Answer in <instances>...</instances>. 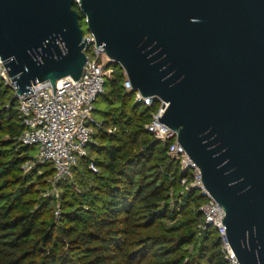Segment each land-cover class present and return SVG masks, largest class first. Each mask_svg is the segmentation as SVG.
Instances as JSON below:
<instances>
[{"label": "water", "instance_id": "95a60500", "mask_svg": "<svg viewBox=\"0 0 264 264\" xmlns=\"http://www.w3.org/2000/svg\"><path fill=\"white\" fill-rule=\"evenodd\" d=\"M82 18L134 92L167 105L159 122L224 209L239 263L264 264V0H0L17 96L81 78Z\"/></svg>", "mask_w": 264, "mask_h": 264}, {"label": "trees", "instance_id": "16d2710c", "mask_svg": "<svg viewBox=\"0 0 264 264\" xmlns=\"http://www.w3.org/2000/svg\"><path fill=\"white\" fill-rule=\"evenodd\" d=\"M106 68L112 75L96 104L115 107L72 179L57 186L60 201L46 196L53 164L23 170L32 148L18 142V100L0 78V264H230L218 231L199 228L206 199L184 191L189 173L146 130L160 103L137 104L124 69Z\"/></svg>", "mask_w": 264, "mask_h": 264}, {"label": "built area", "instance_id": "2783aa9c", "mask_svg": "<svg viewBox=\"0 0 264 264\" xmlns=\"http://www.w3.org/2000/svg\"><path fill=\"white\" fill-rule=\"evenodd\" d=\"M84 38L88 43L84 50L87 62L81 78L77 81L72 78L62 79L57 83L55 90L52 84L46 81L33 85L32 93L17 96L4 62L0 58V78L6 86L14 90V97L18 100L23 119V132L18 142L23 147L35 148L38 151L36 158L29 157L23 170L29 173L38 165L53 164L55 174L51 180L52 189L46 196L54 197L58 201L60 192L57 186L62 181L72 179V169L86 155V147L93 142L95 132L103 128V123L95 116L96 102L104 94L107 79L112 75V70L106 68L111 61L103 46L97 47L94 35L88 31L87 34L84 33ZM125 89L128 93L135 94L137 104L150 108L155 101L160 103L158 111L146 125V130L164 146L168 144L169 156L180 162L184 175L189 173V176L181 181L184 191L196 190L206 199L205 204L200 207L205 223L199 228L212 226L216 229L222 241L226 260L230 264H240L227 241V230L223 225L224 209L205 188L202 173L179 144L177 132L159 122L167 105L161 100L146 98L140 92H134L128 78ZM109 133L113 131L109 130ZM55 214L57 220L60 219V206Z\"/></svg>", "mask_w": 264, "mask_h": 264}, {"label": "rangeland", "instance_id": "374dc122", "mask_svg": "<svg viewBox=\"0 0 264 264\" xmlns=\"http://www.w3.org/2000/svg\"><path fill=\"white\" fill-rule=\"evenodd\" d=\"M76 7V6H75ZM85 20V19H84ZM81 27L84 31L85 34H87V26L86 24L84 23V21L81 22ZM91 53V51H90ZM96 107H97V110L98 112L95 113V116L98 120L102 121L103 120V113L106 112L107 110H109L110 107H115L114 105L113 106H110L108 105V103H106L105 101H99L97 104H96ZM38 155V151L37 149L33 148L31 149L30 151V157L31 158H36Z\"/></svg>", "mask_w": 264, "mask_h": 264}]
</instances>
